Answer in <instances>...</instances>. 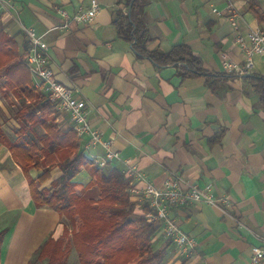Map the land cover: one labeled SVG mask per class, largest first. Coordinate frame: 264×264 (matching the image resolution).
Returning a JSON list of instances; mask_svg holds the SVG:
<instances>
[{"label":"crops","instance_id":"1","mask_svg":"<svg viewBox=\"0 0 264 264\" xmlns=\"http://www.w3.org/2000/svg\"><path fill=\"white\" fill-rule=\"evenodd\" d=\"M97 1L101 10L90 25L74 22L65 29L55 7L73 14L91 0H3L0 29L20 45L28 41L25 28L43 37L57 80L77 91L87 102L93 127L156 188L165 189L173 179L183 187L210 185L217 195L230 196L229 214L203 203L171 210L198 246L182 255L161 230L155 249H167L164 264H249L252 247L264 243V105L259 95L245 76L227 78L213 91L205 78L182 80L173 66L157 68L119 37L114 21L119 11L128 12L126 0ZM148 1L142 16L148 50L169 52L187 44L211 73H226L223 55L245 61L226 11L229 2L241 13L245 31L264 25V0ZM250 75L264 77V56L254 57ZM81 143L91 157L102 156L87 139ZM109 166L130 174L122 162ZM85 174L84 184L90 181ZM136 187L137 201L145 183L136 181ZM62 218L35 206L22 168L0 141V232L7 230L1 264H30L49 238L63 237Z\"/></svg>","mask_w":264,"mask_h":264},{"label":"trees","instance_id":"2","mask_svg":"<svg viewBox=\"0 0 264 264\" xmlns=\"http://www.w3.org/2000/svg\"><path fill=\"white\" fill-rule=\"evenodd\" d=\"M126 5L128 12L119 11L114 21L119 37L157 68L173 66L182 80L205 78L213 91L220 89L227 78L239 77L209 72L203 59L187 44H177L169 52L148 50L149 36L142 16L149 1L126 0ZM29 52V40L20 45L13 36L0 31V74L5 78L0 95L13 96L17 105L13 119L18 125L17 139L13 141L0 123V141L22 168L35 206L50 208L71 223V229L65 225L62 238H49L30 264H67L64 255L66 252L67 257L72 249L76 250L81 264H164L167 249H155L162 227L147 220L149 205L142 204L139 214L141 204L130 192L131 177L119 166L105 169L96 166L87 157L75 131L65 130L56 122L53 117L56 105L33 86L27 67ZM247 76L264 105V77ZM56 169L60 174L55 177ZM87 170L90 181L83 185L78 178ZM33 171L39 174L35 177ZM94 186L100 191L98 200L84 199L77 194ZM6 234L7 230L0 232V264Z\"/></svg>","mask_w":264,"mask_h":264},{"label":"built area","instance_id":"3","mask_svg":"<svg viewBox=\"0 0 264 264\" xmlns=\"http://www.w3.org/2000/svg\"><path fill=\"white\" fill-rule=\"evenodd\" d=\"M2 6L3 0H0V13ZM55 10L65 20L63 28L66 29L74 22L90 25L100 13L101 7L97 0H91L89 6L78 5L73 14L59 6L55 7ZM226 11L235 34L236 43L244 53L245 61L242 63L235 62L228 55H223V69L228 74L250 75L254 68V57L264 56V25L248 28L245 31L240 25L241 13L234 3L229 2ZM213 12L217 15L222 14L217 8H214ZM24 31L30 43L27 67L32 76L33 86L46 95L47 99L55 104L59 111L68 115L72 128L81 140L87 139L91 147L103 151L102 156L95 155L92 157L96 166L105 169L111 163H124L129 168V176L132 178L130 192L133 196L140 194V190L136 187V181L145 183L144 194L139 200L140 204L149 205L147 220L159 223L164 235L173 240L182 255H189L194 252L198 246L197 240L186 233L171 217V210L174 207H181L190 203H203L219 208L224 214H229L232 210L230 196L217 195L210 185L206 187H183L173 179L167 181L166 188L162 190L156 188L145 177L137 173L133 160L123 159L121 152L115 148L114 141L93 127L88 117L87 102L79 97L77 91L63 86L57 80L51 64L49 46L43 37L31 28H25ZM142 204L139 206L141 207ZM249 264H264V243L252 247Z\"/></svg>","mask_w":264,"mask_h":264},{"label":"rangeland","instance_id":"4","mask_svg":"<svg viewBox=\"0 0 264 264\" xmlns=\"http://www.w3.org/2000/svg\"><path fill=\"white\" fill-rule=\"evenodd\" d=\"M0 31H3V30L0 29ZM4 82H5V78L3 76V73L1 72V74H0V86ZM0 102H1V104H0L1 105L0 123L3 124V128L6 132V134L10 136V137L9 136L8 137L10 139L12 138L11 140L15 141L17 139V136L15 134V130L18 127V125L16 124V122L13 119L14 113L17 111L16 102L14 101V98L11 95H9L7 97H3L0 95ZM53 117H55L56 122L59 123L60 126L63 127L65 130L72 128V125L69 126V124H68V119H69L68 115L59 111L57 108L54 110ZM77 139L81 142V139L78 136H77ZM91 154H92V152H90V151L86 152L87 157H89L90 159H92ZM88 170L91 172V169H88ZM88 170L86 172H89ZM86 172L82 173V175H80L78 178L82 184L84 182L83 179L86 178V174H85ZM32 174H33V176L36 177L39 174V172L33 171ZM53 174L56 177L60 173H59L58 169H56L53 171ZM85 184H87V183H85ZM48 185H49V183H48ZM77 194L80 195L84 199L98 200L100 198V191H99V188L97 186H94L92 188L81 189V190L77 191ZM137 201L140 203V200H137ZM138 213L140 214L141 210H139ZM62 217H63L62 222L64 223V225H66L69 229H71V223H70L69 219L64 215ZM69 238H71V237H69ZM69 238L65 239L64 242L66 243ZM70 249H72V248L70 247ZM64 261L67 264H81V262L78 258L77 252L74 249H72V251L69 252L67 257H66V252H65ZM35 264H44V263L42 262V263H35ZM187 264H188V262H187Z\"/></svg>","mask_w":264,"mask_h":264},{"label":"water","instance_id":"5","mask_svg":"<svg viewBox=\"0 0 264 264\" xmlns=\"http://www.w3.org/2000/svg\"><path fill=\"white\" fill-rule=\"evenodd\" d=\"M250 76V75H249ZM245 77H248V76H245Z\"/></svg>","mask_w":264,"mask_h":264}]
</instances>
